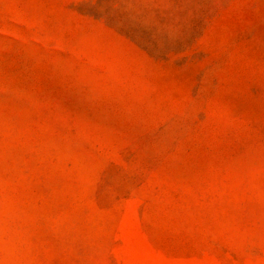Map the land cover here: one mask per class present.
<instances>
[{
    "label": "rangeland",
    "instance_id": "374dc122",
    "mask_svg": "<svg viewBox=\"0 0 264 264\" xmlns=\"http://www.w3.org/2000/svg\"><path fill=\"white\" fill-rule=\"evenodd\" d=\"M0 264H264V0H0Z\"/></svg>",
    "mask_w": 264,
    "mask_h": 264
}]
</instances>
